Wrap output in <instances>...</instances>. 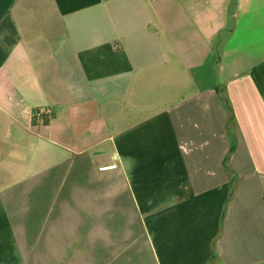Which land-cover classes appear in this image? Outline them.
Segmentation results:
<instances>
[{
    "label": "crops",
    "instance_id": "1",
    "mask_svg": "<svg viewBox=\"0 0 264 264\" xmlns=\"http://www.w3.org/2000/svg\"><path fill=\"white\" fill-rule=\"evenodd\" d=\"M227 1L45 0L39 4H16L18 0H0V77L4 76L0 78V140L10 137L11 121L15 120L1 108V103L6 101L15 108L13 112L25 113L7 92L16 89L21 94L29 93L34 96L31 103L34 104L43 92L39 75L52 76L42 78L55 90L78 91L72 98L80 99L77 111L84 117L77 127L70 124L69 116L67 123H52V116L67 113L66 104L56 103L59 99L45 88L46 108L52 114L43 115L42 125L31 122V130L14 132L9 150L0 149V157L8 156L10 160L7 167L0 165V181L14 177V183H0V264H27L20 241L24 231L55 233L51 224L45 231L35 226V220L43 214L34 210L26 214L31 220L30 227H23V210L15 207L23 187L28 188L26 193L30 194L31 203L37 204L35 181L39 177L53 180V167L59 163L62 177L64 162H69L71 154L81 152L56 143L43 133L58 130L53 134L63 140L87 138L92 125H88L86 116L91 106H97L100 116H111L108 122L111 129L112 115L120 113L112 109L117 107L119 90L131 89L140 95L151 86L165 89L167 82L172 88L187 87L194 82L191 70L196 65L194 59L201 42L205 43L203 39H214L213 49L216 46L217 53L221 45L217 44L218 38L221 42L224 38L225 53L231 48V38L220 34L222 29L224 34L233 26L236 34L238 28L249 27L250 33L246 30V34L259 38L264 33V2L254 0L253 9L249 8L243 15L239 12L228 15L224 5ZM216 21L218 30H215ZM163 58L178 65L179 76L174 77L173 68L167 67L161 61ZM20 64H26L28 69L19 70ZM222 81H227L223 87L236 118L238 145L229 164L238 174V180L216 241L229 178L221 165L228 148L227 117L215 85L194 87L184 99L164 105L162 111L145 117L132 113L131 101L127 122L136 124L108 137L122 142L114 141L110 161L99 166L117 165L105 173L112 175L118 170L126 177L133 209H142L150 224L159 227L156 264H210L214 241L220 264H264V59L250 70H241L229 79L222 77ZM101 90L114 92L104 105L91 104L85 98L86 92ZM142 97L138 100L140 108L150 107V100L145 98L144 104ZM103 106L108 109L104 110ZM24 137L33 139L31 148L18 142ZM24 148L45 152L48 160L45 168L29 178H26L28 168L21 174L22 162L30 166L35 158L27 155L24 159ZM80 170L73 163L72 171L67 173L74 178L73 182L64 177L59 186L84 187L66 190L83 203L87 202V180ZM101 183L108 187L107 196L112 197L113 182ZM94 212V218H99L97 211ZM83 218V214L72 213L76 222L70 235H76L82 227L87 233L97 229L96 223L93 228L83 226ZM54 246L48 245L47 249ZM57 246L59 250H69V254L43 253L47 261L39 259L33 264H57L58 259L63 264H99L82 256L85 252L82 248L86 246L83 241ZM39 249L38 244L32 246L34 253Z\"/></svg>",
    "mask_w": 264,
    "mask_h": 264
},
{
    "label": "rangeland",
    "instance_id": "2",
    "mask_svg": "<svg viewBox=\"0 0 264 264\" xmlns=\"http://www.w3.org/2000/svg\"><path fill=\"white\" fill-rule=\"evenodd\" d=\"M262 1L264 2V0ZM42 2H45V0H18L16 4H39ZM224 5L228 15L234 12H239L240 15H243L249 8L253 9L254 0H228ZM218 26L219 22L216 21L215 30L219 29ZM246 30L250 33L249 27L238 28L236 34L233 32V26L228 28V32L224 34V29L220 30V34L231 38V48L226 53L225 44L223 43L224 38L223 42L218 38L217 44L221 43L218 53L216 46L213 49L214 39L202 38L207 45L201 42V46L196 52L197 57L194 59L196 65L191 70V75L194 78L195 83H190L187 87L172 88V85L167 82L168 85H166L167 88L165 89L164 86H161L160 88L151 86V88L140 92V95L136 94L137 92L131 89L119 90L117 92L118 98L116 99L117 107H113L112 109L118 110L120 113L118 115H112L111 129L108 124L111 116H100L97 113V106H91L88 107L86 116L88 125H92L91 131L87 134V138L63 140L61 136L53 134L58 132V130L49 134L46 132L43 133L44 135H48L49 139L52 141L65 144L76 152L81 150V152L79 155L71 154L69 162L63 161L62 177L59 176V163L53 167V180L49 181L39 177V179L35 181L37 204L34 205L31 203L32 198L30 194L26 193V190L28 189L26 187H23L21 194L17 195L18 202L15 203V207L16 210H23L24 218L21 220L23 227H30L31 220L26 218V214L31 210H34L39 214H43L42 218L35 220V226H37L40 231H45L51 224L55 231V233L51 235L36 234L29 230L24 231L20 236V241L22 239L21 243L24 249V260L26 259L27 264H30L31 260L33 264L36 260L45 259L46 255H42L43 253H52L56 256L58 254L68 255L70 252L69 250H59V246L57 245H66L71 242L78 243L80 241L86 243L85 248H82L85 250L82 256L89 260L96 261L99 264H156L155 252L158 249L157 235L159 227L154 228L152 224H150V220L147 219V214L144 213L142 209L140 211L133 209V202L128 195V188L126 186V177L121 176L118 170H114L112 175L98 171L99 165L110 161V151L113 150L114 141L122 142V139H110L108 137L113 135V133L117 134L128 126L136 124L134 122H127V114L130 110L128 105L131 101L132 113L140 114L143 117L156 114L162 111L164 105H168L178 99H184L185 96L194 91V87L201 88L213 85H220V87H222L224 84H227V81L225 83L222 81V77L229 79L230 77H233L235 73L241 70H250L253 66L259 64L261 60L264 59V33H262L259 38H256L254 34L248 36ZM27 60L31 62L29 55ZM161 61L164 63L166 62L167 67L171 66L173 68L175 72L174 77L179 76L180 70L174 61L171 62L170 60H167V58H163ZM223 68L224 74H221ZM27 69L28 67L26 64H20L19 70ZM24 75H26L28 79L30 78V75ZM3 77L4 76L1 75L0 78ZM37 77L43 82V87L40 88L43 89V92L39 100L33 102L34 104H31L34 100V96L29 93L23 92V94H21L16 89L7 92L8 95L15 99V104L25 112L24 115L17 111L13 112L12 108L13 110H15V108L7 104L6 101L1 103V108L4 109L6 113L13 115V118L15 119L11 121L12 129L10 130V137L6 140H0V149L2 151L9 150L10 143L14 142L12 137L14 132L19 133L20 131H26L27 129L31 130L33 127L31 122L33 125L34 122L42 125L41 118L43 115H48L49 113L52 114L53 111L46 108L48 102H45V88H47L50 95L59 99L56 103L61 104L64 102L66 104L65 110L67 113L63 116H52V123H67L68 116L70 124L73 127H77L80 122L84 121V117L77 111L80 99L72 98V96L78 95V91H64L60 88L55 90L44 79L51 78L52 76L39 75ZM174 77L171 76L170 80H173ZM86 94L87 96L85 98L88 101H92L93 103L91 104L104 105L103 102L108 100V97L114 94V92L110 90H101L86 92ZM68 97H71L70 100H67ZM140 97H142L144 104L146 103L144 100L145 98L150 100V107L144 106V108H140L138 104ZM125 102H127V105L123 104ZM103 109L107 110L108 108L103 106ZM57 110L62 111L64 108H59ZM70 110H72V113L69 115ZM60 111L57 113L60 114ZM226 140L228 142L227 135ZM32 141L33 139L31 137H24L18 140L23 146L29 148L34 145ZM38 141H42V139H39ZM228 148L225 154L227 153ZM27 155H33L35 159L30 166L27 163L22 162L23 167L21 174L28 168L27 171L29 172V175L26 174V178H29L32 173L41 170L48 165L45 152L24 148V154L22 157L25 159ZM152 159H155V157L153 156ZM9 161L8 156L0 157V165L2 166L7 167L10 164ZM73 163L75 166L81 168V175L87 180V202L79 203L77 195L69 192L66 193V190H82L85 189L84 187L75 186L77 188H64L59 186L60 183L64 182V177L73 182L74 178L70 175L67 176V173L72 171ZM83 168H85V170H83ZM223 170L227 174L224 167ZM110 180L113 182L112 197L107 196L106 190L108 187H103L101 183ZM0 183H14V177L7 176L6 179L1 180ZM18 189L20 188H17V190ZM149 191L151 193L152 189H149ZM32 205L33 207L31 208ZM94 211H97L99 218H94ZM73 212L83 214L84 218L81 220L83 226H92L93 228V225L96 223L98 226L97 229L93 228L91 233H87V229L82 227L76 235H70L72 232V226L76 222L75 219H72ZM47 215H49V218H46ZM162 222L165 224L166 220H163ZM36 244L39 245L40 249L37 253H34L32 251V246ZM48 245L55 246L48 250ZM57 262V264H63L59 259Z\"/></svg>",
    "mask_w": 264,
    "mask_h": 264
},
{
    "label": "trees",
    "instance_id": "3",
    "mask_svg": "<svg viewBox=\"0 0 264 264\" xmlns=\"http://www.w3.org/2000/svg\"><path fill=\"white\" fill-rule=\"evenodd\" d=\"M214 89L218 97L220 98V101L226 111L227 121L225 124V132H226L228 143H229L228 151L222 160V165L225 168L229 176L228 196L225 200L224 209L222 210V213L220 216V228L215 238V241H216V239L220 236L222 232L223 219L228 209L230 200L232 198L235 183L238 180V174L230 167V164H229L230 158L232 157V155L237 149L238 141L236 137V118H235V114L231 106L228 94L223 86L220 87V85H215ZM215 241L212 243L211 255H210V260H209L210 264H220L221 263V260L219 259L218 255L215 252Z\"/></svg>",
    "mask_w": 264,
    "mask_h": 264
},
{
    "label": "bare ground",
    "instance_id": "4",
    "mask_svg": "<svg viewBox=\"0 0 264 264\" xmlns=\"http://www.w3.org/2000/svg\"><path fill=\"white\" fill-rule=\"evenodd\" d=\"M39 116H40V115H39ZM39 116H38V117H39ZM108 165H115V167H114V168H110V169H104V170H101V169H100L101 167H103V166H108ZM116 166H117L116 164H107V165H102V166H99L98 170H99V171H102V172H105V171H109V170L115 169V168H116Z\"/></svg>",
    "mask_w": 264,
    "mask_h": 264
},
{
    "label": "built area",
    "instance_id": "5",
    "mask_svg": "<svg viewBox=\"0 0 264 264\" xmlns=\"http://www.w3.org/2000/svg\"><path fill=\"white\" fill-rule=\"evenodd\" d=\"M114 167H115V165H108V166H103L100 169L104 170V169H110V168H114Z\"/></svg>",
    "mask_w": 264,
    "mask_h": 264
}]
</instances>
